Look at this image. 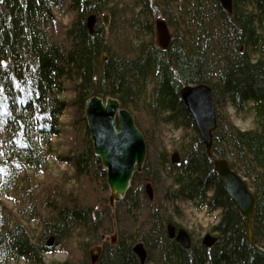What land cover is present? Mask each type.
Returning <instances> with one entry per match:
<instances>
[{"label": "trees", "instance_id": "obj_1", "mask_svg": "<svg viewBox=\"0 0 264 264\" xmlns=\"http://www.w3.org/2000/svg\"><path fill=\"white\" fill-rule=\"evenodd\" d=\"M232 6L228 12L219 0H0V199L18 193L27 200L22 210L41 222L32 235L18 219L4 220L0 264H47V238L69 246L59 264H91L96 245L104 247L97 264H140L137 244L146 248L147 264H264V0H233ZM56 10L71 13L70 22ZM93 13L99 19L91 34ZM104 13L111 16L107 30ZM159 16L174 35L167 51L154 42ZM67 84L72 100L61 97ZM188 84L212 88V156L181 98ZM93 96L117 98L146 143L142 171L115 210L85 116ZM230 108L250 114L255 127L242 130ZM68 109L69 148L58 154L53 139ZM171 130L180 137L169 143ZM175 151L180 162L172 164ZM53 157L73 172L42 184L36 176ZM217 158H227L255 195L253 243L215 172ZM148 183L153 200L145 193ZM184 203L217 213L212 248L192 232L189 249L169 238L168 225L180 228L186 220ZM111 229L118 233L115 244L102 239Z\"/></svg>", "mask_w": 264, "mask_h": 264}, {"label": "water", "instance_id": "obj_2", "mask_svg": "<svg viewBox=\"0 0 264 264\" xmlns=\"http://www.w3.org/2000/svg\"><path fill=\"white\" fill-rule=\"evenodd\" d=\"M83 3L85 0H80ZM222 7L228 12L232 11L233 0H219ZM97 16L91 14L87 19V28L94 33ZM110 14L103 16L102 22L108 29ZM155 45L162 51H167L173 41L174 35L165 20L159 16L154 20ZM181 98L189 111L196 130L205 144L207 153L212 156L213 133L217 129L216 105L212 88L206 84H188L180 90ZM85 116L91 134L94 153L100 158L107 174L109 187V206L116 207V203L125 197L131 187L134 174L142 171L146 160V143L143 134L135 124L133 115L129 110L121 106L117 98H102L93 96L85 102ZM178 152L172 154V162L179 161ZM214 169L225 188L226 194L234 202L240 213L247 220L248 240L254 241L253 220L255 215L256 198L240 174L231 168L227 158L214 160ZM145 192L150 200H153L151 184L145 185ZM170 239L184 249H189L192 243L189 232L173 224L167 227ZM105 240V236L102 237ZM52 240L47 244L52 246ZM112 240V242H114ZM207 248H212L217 237L207 234L201 240ZM140 264H146L148 253L143 244H137L133 248ZM103 247L96 245L90 249L91 264H97L102 256Z\"/></svg>", "mask_w": 264, "mask_h": 264}, {"label": "rangeland", "instance_id": "obj_3", "mask_svg": "<svg viewBox=\"0 0 264 264\" xmlns=\"http://www.w3.org/2000/svg\"><path fill=\"white\" fill-rule=\"evenodd\" d=\"M58 18L62 20L63 23L68 24L72 18L71 13H66V16L59 13L57 10L55 11ZM100 16V20L102 22L103 16ZM97 16V15H96ZM99 19V17H97ZM98 21V20H97ZM96 21V23H97ZM111 22V16L109 21V26ZM103 23V22H102ZM104 25V24H103ZM108 26V28H109ZM67 91L62 94V98L65 100H72L74 97V93L70 89V86L67 84ZM230 112L233 115L232 118L237 126H239L242 130H249L255 127L254 118L250 114H241L236 115L234 110L230 108ZM73 110L68 109L67 112L64 113L63 117L61 118L62 124V133L60 136L53 139L55 143V149L58 154H66L69 148V138H70V121L72 118ZM168 141L173 138L178 139L180 137L179 131H169L166 134ZM173 154V152H172ZM73 168L69 165L64 163H60L57 161L56 158H51L47 164L46 170L41 172L39 175L36 176V180L40 183H45L52 177L55 181L61 182L63 180L62 176L64 174H72ZM69 176V175H67ZM150 184V183H149ZM146 185V184H145ZM152 187V186H151ZM69 188V183L67 185ZM153 189V188H152ZM146 193V192H145ZM147 195V193H146ZM153 198H154V191H153ZM27 204V200L21 197L18 193L10 194L8 197H3L0 199V225L3 224L5 219H18L22 222L25 226L28 227L30 233L32 235H37L41 230V222L39 221L38 217L34 214L28 213V211H24L23 206ZM184 209L186 210V220L183 222L182 228L186 229L189 232H192V236L194 239L202 240L205 235L211 234L215 235L211 228L218 222V215L217 213L208 214L207 212H196L188 203L183 204ZM116 208V207H115ZM113 208L112 210H115ZM118 233L115 229H111L110 233L107 234L105 239L108 243L115 244L117 242ZM112 242V240H114ZM51 241V238L46 239V243L48 244ZM55 240H52V251L45 254V261L47 264H59L68 258V247L67 245H54ZM73 252V251H71ZM90 257V251H89ZM2 264H7V262H3ZM8 264H27L24 260H17L8 262ZM147 264V263H146Z\"/></svg>", "mask_w": 264, "mask_h": 264}, {"label": "bare ground", "instance_id": "obj_4", "mask_svg": "<svg viewBox=\"0 0 264 264\" xmlns=\"http://www.w3.org/2000/svg\"><path fill=\"white\" fill-rule=\"evenodd\" d=\"M154 39H155V35H154ZM188 112H189V111H188ZM216 115H217V114H216ZM195 128H196V127H195ZM175 152H177V151H175ZM173 153H174V152H173ZM178 154H179V153H178ZM171 162H172V157H171ZM179 162H180V159H179L178 162H175V163L172 162V164H176V163H179ZM107 186H108V184H107ZM122 199H123V198H122ZM122 199H121V200H122ZM121 200H120V201H121ZM120 201H119V202H120ZM108 202H109V187H108ZM117 203H118V202H117ZM117 203H116V204H117ZM188 204H189V203H188ZM189 205H190V204H189ZM190 206H191V205H190ZM192 209H193V208H192ZM188 232H189V231H188ZM189 234H190V233H189ZM174 240H175V239H174ZM175 241H176V240H175Z\"/></svg>", "mask_w": 264, "mask_h": 264}, {"label": "flooded vegetation", "instance_id": "obj_5", "mask_svg": "<svg viewBox=\"0 0 264 264\" xmlns=\"http://www.w3.org/2000/svg\"><path fill=\"white\" fill-rule=\"evenodd\" d=\"M191 236V235H190ZM102 246V245H101ZM103 247V246H102ZM103 254H104V247H103V252H102V256H103ZM102 256H101V258H102ZM101 260V259H100Z\"/></svg>", "mask_w": 264, "mask_h": 264}]
</instances>
